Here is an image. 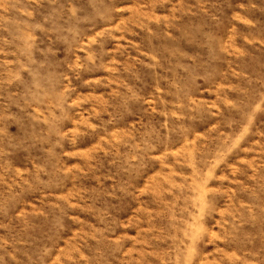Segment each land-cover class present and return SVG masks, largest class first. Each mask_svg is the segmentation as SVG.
<instances>
[{
  "label": "rangeland",
  "instance_id": "1",
  "mask_svg": "<svg viewBox=\"0 0 264 264\" xmlns=\"http://www.w3.org/2000/svg\"><path fill=\"white\" fill-rule=\"evenodd\" d=\"M0 264H264V0H0Z\"/></svg>",
  "mask_w": 264,
  "mask_h": 264
}]
</instances>
